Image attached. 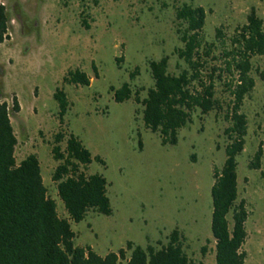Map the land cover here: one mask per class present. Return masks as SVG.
I'll return each instance as SVG.
<instances>
[{
  "label": "rangeland",
  "instance_id": "1",
  "mask_svg": "<svg viewBox=\"0 0 264 264\" xmlns=\"http://www.w3.org/2000/svg\"><path fill=\"white\" fill-rule=\"evenodd\" d=\"M10 1L0 0V6L8 8ZM16 2L25 27L20 28L12 15L0 44L4 97L0 102L11 110L15 98L19 106V112L10 117L17 139L16 163L31 154L37 156L47 196L64 219L68 216L51 179L58 165L51 154L56 134L64 135L61 151L68 135L77 138L93 158L86 175H102L108 184L111 215L89 212L79 223L70 221L75 247H90L100 257L117 253L127 242L142 249H159L177 229L191 264H215L210 191L213 170L221 169L226 159L224 130L230 123L224 115L228 95L216 84L215 99L221 110L206 115L196 110L192 122L178 131L177 144L162 146L160 135L144 126L142 106L135 102L134 93L139 92L142 100L153 86L149 61L168 57L171 75L187 69L176 55L183 47L176 33L181 28L175 19L177 8L184 4L202 7L206 12L204 40L217 45L216 29L229 38L246 23L252 9L264 27V0ZM251 63L255 86L241 107L247 132L244 150L236 159V204L243 201L248 212L242 248L245 264H264V145L260 169L249 168L264 141V56L254 57ZM76 69L90 78L89 87L63 83L67 73ZM131 73H135L132 80ZM125 83L133 95L116 103L109 88L119 89ZM57 89L64 92L69 103L63 125H59L58 105L53 98ZM96 157L105 165L95 161ZM228 222L232 230L231 214Z\"/></svg>",
  "mask_w": 264,
  "mask_h": 264
},
{
  "label": "trees",
  "instance_id": "2",
  "mask_svg": "<svg viewBox=\"0 0 264 264\" xmlns=\"http://www.w3.org/2000/svg\"><path fill=\"white\" fill-rule=\"evenodd\" d=\"M63 1L67 3L69 0ZM10 5L9 8L0 6V44L9 18L12 15L18 21L21 18L16 0H11ZM175 19L181 27L176 33L183 44L176 50V55L187 69L171 75L168 73V57L149 61L153 86L147 90L144 99H139V92L134 93V99L142 106L146 129L160 135L162 146H173L177 144L178 131L192 122L193 112L199 110L206 115L221 110V104L215 99V87L216 84L222 86L229 99L224 120L230 125L224 130L228 140L226 159L221 169L213 170L211 235L215 243V264H245L246 254L242 248L247 237L245 222L248 212L243 201L236 204V159L244 150L247 132V119L241 113V107L255 86L251 77V60L264 56L263 21L252 9L246 23L237 27L229 38L221 29H216V45L204 40L206 12L202 7L184 4L176 9ZM218 50L219 54L215 55ZM92 70L97 77L94 65ZM135 73L129 75L131 80ZM63 83L89 87L90 78L76 69L67 73ZM2 90L0 83V98H4ZM109 91L116 103L128 101L133 95L128 83L119 89L110 87ZM53 98L58 105L59 125H63L69 103L62 90L57 89ZM12 102L11 110L5 102H0V264H120L121 261L125 264H191L183 250L184 238L177 229L170 233L167 244L159 249L152 246L142 249L127 242L117 253L100 257L90 247H75L70 221L79 223L89 212L111 215L108 184L102 175H86L93 158L77 138L68 135L65 149L61 151L59 144L64 135L56 134L51 154L58 165L51 179L56 183L57 195L68 216V219L60 218L54 201L47 196L37 156L31 154L16 163L17 139L10 117L19 112V106L15 98ZM263 145L264 141L249 164L252 170L260 169ZM94 160L105 165L99 157ZM230 214L232 230L228 222ZM201 253L206 254V247Z\"/></svg>",
  "mask_w": 264,
  "mask_h": 264
},
{
  "label": "flooded vegetation",
  "instance_id": "3",
  "mask_svg": "<svg viewBox=\"0 0 264 264\" xmlns=\"http://www.w3.org/2000/svg\"><path fill=\"white\" fill-rule=\"evenodd\" d=\"M10 6H11L10 3H8L7 7L9 8ZM19 24H20V28H24L25 27L24 17L21 16Z\"/></svg>",
  "mask_w": 264,
  "mask_h": 264
},
{
  "label": "water",
  "instance_id": "4",
  "mask_svg": "<svg viewBox=\"0 0 264 264\" xmlns=\"http://www.w3.org/2000/svg\"><path fill=\"white\" fill-rule=\"evenodd\" d=\"M24 51L27 52L28 51V47H25Z\"/></svg>",
  "mask_w": 264,
  "mask_h": 264
}]
</instances>
